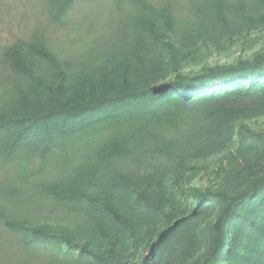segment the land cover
Segmentation results:
<instances>
[{"label": "rangeland", "instance_id": "374dc122", "mask_svg": "<svg viewBox=\"0 0 264 264\" xmlns=\"http://www.w3.org/2000/svg\"><path fill=\"white\" fill-rule=\"evenodd\" d=\"M64 1L0 0V109L18 102L20 89L28 98L40 88L5 60L22 43H42L57 58L34 59L43 82L72 89L87 71L106 87L127 68L132 87L143 90L264 51V0H71L56 20ZM136 15L154 19L155 33L137 31ZM252 85L219 90L183 111L162 107L154 125L136 134L137 122L126 120L49 144L28 139L10 154L0 130V264H96L93 254L107 249L122 264H201L220 203L200 195L240 192L264 173V143L250 133L264 132V81ZM191 138L201 141L198 151L185 148ZM105 147L113 153L99 154ZM96 195L113 201L132 227L98 215L88 201ZM5 218L42 225L58 243H29L4 229Z\"/></svg>", "mask_w": 264, "mask_h": 264}, {"label": "trees", "instance_id": "16d2710c", "mask_svg": "<svg viewBox=\"0 0 264 264\" xmlns=\"http://www.w3.org/2000/svg\"><path fill=\"white\" fill-rule=\"evenodd\" d=\"M70 2L71 0H66L54 9L56 20L65 13ZM161 15L169 26L174 25L170 13L163 12ZM218 17L226 21L223 14L219 13ZM133 22L137 31H156V22L152 18L136 15ZM36 56L40 61L43 59L57 63L55 55L42 43H22L5 55V60L15 73L33 76L40 85V88H33V95L28 98L23 89H20L18 102L8 109H0V130L9 135L6 149L10 154L28 139L37 138L49 144L126 120L137 122L138 129L134 130L136 134L137 131L154 125L157 111L162 107H174L183 111L197 103L211 101L214 93L219 90L234 85H241L243 88L247 83L258 87L264 81V51L251 59L209 66L202 72L182 75L143 90L132 87L127 68L106 87L95 83L91 71H87L83 86L78 84L75 89L63 82L48 84L34 73ZM63 63L67 68L72 66L67 60ZM62 75L65 77L64 71ZM246 89L245 93L249 96L251 92L249 88ZM207 93L209 94L206 95ZM226 117L224 111L217 113L216 124L221 126ZM205 133H202V140L206 139ZM250 133L256 140L264 143V132ZM149 136L156 143L160 141L159 134L150 133ZM197 136L198 133L195 137ZM188 144L191 151H198L201 141L191 138L185 141V148ZM112 153L113 149L109 147L99 151L102 155ZM120 184V177L116 176L112 185L117 187ZM199 199H216L220 203V209L210 228L211 248L201 264H264V173L240 192L209 191L201 194ZM88 201L98 215L120 229L128 230L132 227L131 218L113 201L98 195L89 197ZM166 216L169 218L168 214ZM176 223L178 222L174 226ZM2 225L6 231L29 243H58L59 236L39 224L29 225L25 221L5 218ZM169 230L170 228L160 230L159 235L163 237ZM62 238L68 239L65 236ZM93 255L96 264H122L113 249Z\"/></svg>", "mask_w": 264, "mask_h": 264}]
</instances>
